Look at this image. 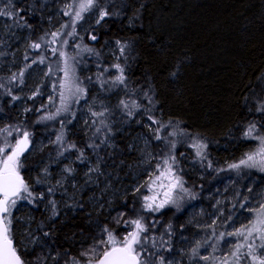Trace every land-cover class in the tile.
I'll use <instances>...</instances> for the list:
<instances>
[{
	"label": "trees",
	"instance_id": "trees-1",
	"mask_svg": "<svg viewBox=\"0 0 264 264\" xmlns=\"http://www.w3.org/2000/svg\"><path fill=\"white\" fill-rule=\"evenodd\" d=\"M61 2L0 0V13H4L0 15V47L6 37L4 27H7L8 32L29 36V45L40 44L36 55L44 51L52 63L54 58L49 57L51 50L45 41L50 38L51 20ZM96 2V9L109 15L91 26L84 20L78 28V38L90 52L88 66L92 67L93 60L100 57V62L111 64L112 59L104 55V47L108 43L117 45L119 65L125 71L130 96L144 108L155 109L165 122L184 132L189 139L200 140L206 146L202 177L197 180L185 167L187 160L195 159L193 150L185 143H179L177 150L182 152L178 161L186 187L192 193L191 202L203 203L205 195L227 178L233 179L242 192L252 179L255 186H264V174L232 170L233 163L244 159L252 151L248 149L260 137L264 138V0ZM52 80L53 76L47 74L38 89L26 96L23 118L17 100L13 99L16 97L14 87L19 86V81L0 77V149L7 140L10 142L24 133L32 142L40 137L52 136L53 139L40 154L31 156L30 153L21 163L20 174L31 195L22 191L18 198L23 199L22 204L32 218V228L45 245L31 253L17 250L22 261L48 264L54 258L53 264H85L89 260L83 252L100 241L99 235L108 233L119 237L138 232L140 243L136 249L141 255L140 264H161V258L163 264H167L178 250L187 249V239L201 232L188 219L191 202L159 213L149 211L145 208L146 189L141 187L117 196L108 214L94 215L79 197L61 210L55 183L43 179L52 169L46 175L37 169L38 164L43 166V160H48L46 167L53 168V164L67 163L64 158L68 155L76 160L77 153L86 149V154L97 150L104 158V167L108 168L106 163L112 154L105 150L101 139L80 130L77 134L69 131L74 130L73 124L64 127L60 121L42 122L43 115L50 111L47 88ZM252 125L255 128L249 134ZM61 130L67 131L66 140L57 143L56 136ZM9 134L12 135L7 136ZM158 151L160 153L161 149ZM126 154L124 143L122 161L129 163L133 157ZM41 195L48 202V212ZM96 217L101 227L93 226ZM136 221L143 231L136 227ZM15 227L16 222H13L11 237L17 248ZM259 248L252 253L248 249L242 251L238 262L231 259L227 262L225 257L216 258L211 253L202 264H260L261 259L255 256Z\"/></svg>",
	"mask_w": 264,
	"mask_h": 264
},
{
	"label": "rangeland",
	"instance_id": "rangeland-1",
	"mask_svg": "<svg viewBox=\"0 0 264 264\" xmlns=\"http://www.w3.org/2000/svg\"><path fill=\"white\" fill-rule=\"evenodd\" d=\"M84 2L62 0L61 7L56 10L51 20L50 38L45 41L51 50L49 57L54 58L52 63L44 51L36 55L40 44L39 47L31 46L29 36L8 32L4 27L6 37L0 47V77L19 81V86L14 87L15 99L19 114L24 118L26 96L38 89L47 74L53 76L52 84L47 88L50 111L43 115L42 122L60 121L64 127L73 124L74 130L69 129L73 134L80 130L85 135L91 134L101 139L105 150L112 154L109 163L108 160L106 163L111 173L104 167V158L97 150L86 154V149L77 153L76 160L68 155L64 158L67 163L53 164V168L46 167L48 160H43V166L38 164L37 169L46 172V175L52 169L43 179L55 183L61 210L71 206L70 203L79 197L93 210L94 215L102 212L108 214L117 196L141 187L146 189V210L159 213L169 207H184L191 202L192 193L186 187L178 161L182 153L177 151L179 143H185L195 154V159L187 160L185 167L196 180L202 177L206 146L200 140L189 139L184 132L165 122L155 109L144 108L130 96L125 71L119 65L120 48L117 45L108 43L104 47V55L112 59L111 64L100 62V57L93 60L92 67L88 66L90 52L83 40L78 38V28L84 20L89 23L87 26L96 24L101 11L96 9V0L92 7L82 10L80 5ZM78 12L79 17L76 15ZM119 77H123V82ZM63 119L68 121L64 123ZM61 131L56 136L57 143L66 140L67 131ZM23 139L24 134H20L10 142L7 140L0 153V161L12 153L18 140ZM257 141L248 149L252 151L244 159L233 163L235 167L232 170L264 174V138L260 137ZM52 142V136L40 137L35 142L28 136L24 151L19 156L18 172L21 178L20 168L24 158L30 153L31 156L40 154ZM124 143L126 155L133 157L129 163L122 161ZM158 149H161L160 153ZM249 156L253 160H249ZM2 168L3 164L0 163V170ZM24 184L27 188L25 192L30 193V188ZM245 187L242 192L237 189L233 179L227 178L219 181L205 195L203 203L191 202L190 205H193L188 210V219L201 232L187 239V249L178 250L167 264H202V260L211 253L216 258L225 257L224 261L231 259L238 262L242 251L248 249L252 253L257 247L260 248L255 256L264 259V247H261L264 245V223H261L264 221V186H255L252 179ZM39 197L48 212L46 198L42 195ZM15 200V205L9 201V213L4 218L9 226V237L13 241L11 226L16 222V251L31 253L45 245L32 228V218L26 205L22 204L23 199ZM92 224L101 227L97 217ZM99 236L100 241L83 252L89 260L85 264H97L98 261L94 262V259L100 258L106 248L121 246L125 237L130 238V233L119 237L108 233ZM240 246H243L242 250L238 251ZM43 258L46 261V257ZM53 259L48 264H53ZM22 264L25 263L22 261Z\"/></svg>",
	"mask_w": 264,
	"mask_h": 264
},
{
	"label": "snow or ice",
	"instance_id": "snow-or-ice-1",
	"mask_svg": "<svg viewBox=\"0 0 264 264\" xmlns=\"http://www.w3.org/2000/svg\"><path fill=\"white\" fill-rule=\"evenodd\" d=\"M93 3L94 0H85V2L80 5V8L82 10L90 8ZM0 15H4V13H0ZM76 15L79 17L80 13L78 12ZM107 15H109L108 12L101 11L100 19H104ZM20 19H23V17H20ZM92 38L96 39L95 36ZM117 43L119 44L120 41H117ZM34 47H39V45H34ZM121 51L123 52V48H121ZM118 79L123 82V77H119ZM13 99H15V97H13ZM254 128L255 125L249 128V134H251ZM27 140L28 134L24 133V139L22 141L18 140L12 153L3 161H0V163L3 164V168L0 170V193H2L4 197L3 200H0V213L8 214L9 201H11L12 205H15L16 200L12 198L19 196L22 191H27L24 181L21 179L18 172L19 156L24 151ZM0 151H3V149H0ZM248 159L253 160V157L249 156ZM233 167H235V165H233ZM67 171L71 170L67 169ZM29 195H31V193H29ZM3 219L4 217H0V223L3 222ZM135 223L138 229L141 231L144 230L139 221ZM261 223H264V221H261ZM138 236V232H133L130 234V238L125 237L120 247L114 246L111 251H105L104 258L100 261V264H140L138 250L135 247L136 244L140 243ZM109 239L112 240V237L109 236ZM112 242L115 244L114 240ZM261 247H264V245H261ZM0 264H22L20 257L16 254L15 248L12 247V240L9 237V226L7 224H4L3 227L0 228ZM161 264H163L162 258ZM260 264H264V259L260 261Z\"/></svg>",
	"mask_w": 264,
	"mask_h": 264
},
{
	"label": "water",
	"instance_id": "water-1",
	"mask_svg": "<svg viewBox=\"0 0 264 264\" xmlns=\"http://www.w3.org/2000/svg\"><path fill=\"white\" fill-rule=\"evenodd\" d=\"M21 179H22V178H21ZM20 194H21V193H20ZM19 196H20V195H19ZM19 196H17V197H13L12 199H16V198H18ZM3 199H4L3 194L0 193V200H3ZM6 215H7V214L0 213V217H4V218H5ZM4 224H6V222H5V220L3 219V222L0 223V228H2ZM12 247L15 248V250H16V247H15V244H14L13 241H12ZM115 247H120V246H115ZM112 248H113V247H112ZM112 248H111V249H112ZM111 249H109L108 251H111ZM16 254L20 257L21 262H22V258H21V256L19 255V253H18L17 251H16ZM103 258H104V254L101 255V257L99 258L97 264H100V261H101ZM138 259H139V257H138Z\"/></svg>",
	"mask_w": 264,
	"mask_h": 264
}]
</instances>
